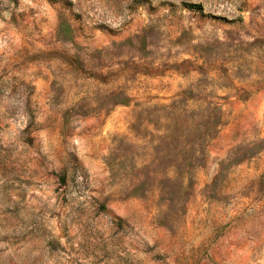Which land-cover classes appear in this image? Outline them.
I'll return each instance as SVG.
<instances>
[{
	"label": "rangeland",
	"instance_id": "1",
	"mask_svg": "<svg viewBox=\"0 0 264 264\" xmlns=\"http://www.w3.org/2000/svg\"><path fill=\"white\" fill-rule=\"evenodd\" d=\"M0 264H264V0H0Z\"/></svg>",
	"mask_w": 264,
	"mask_h": 264
}]
</instances>
